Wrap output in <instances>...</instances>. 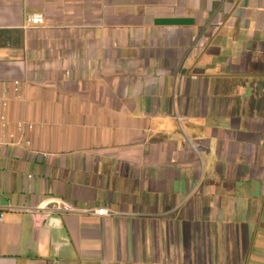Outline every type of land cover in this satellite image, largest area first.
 I'll return each instance as SVG.
<instances>
[{
    "label": "crops",
    "instance_id": "obj_1",
    "mask_svg": "<svg viewBox=\"0 0 264 264\" xmlns=\"http://www.w3.org/2000/svg\"><path fill=\"white\" fill-rule=\"evenodd\" d=\"M5 90L0 264H264V0H0Z\"/></svg>",
    "mask_w": 264,
    "mask_h": 264
},
{
    "label": "built area",
    "instance_id": "obj_2",
    "mask_svg": "<svg viewBox=\"0 0 264 264\" xmlns=\"http://www.w3.org/2000/svg\"><path fill=\"white\" fill-rule=\"evenodd\" d=\"M42 21V17L39 15H34L29 17V22L32 24H38ZM14 89L16 92L20 90V82H14ZM9 106V98L7 96V91L5 90L0 94V147L8 145H16L20 143L24 138L26 139V133L29 130H33L34 125L28 121H19L15 124L16 133L11 131V121L7 115V108ZM26 144L30 145L31 141L26 139ZM34 217L42 216L44 218L48 217L50 214L54 213H71L76 212L75 207L69 202L59 199L52 198L51 201L42 202L39 206L35 208H25ZM94 214L104 216L109 214L107 208H99L93 211ZM40 221L37 220V224Z\"/></svg>",
    "mask_w": 264,
    "mask_h": 264
}]
</instances>
